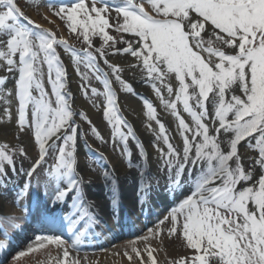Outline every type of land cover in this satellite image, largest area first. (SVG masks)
I'll return each instance as SVG.
<instances>
[{"label": "snow or ice", "instance_id": "1", "mask_svg": "<svg viewBox=\"0 0 264 264\" xmlns=\"http://www.w3.org/2000/svg\"><path fill=\"white\" fill-rule=\"evenodd\" d=\"M147 3L151 11L145 10L142 0H47L54 15L67 21V29L82 37L85 47L78 50L66 38L35 24L18 0H0V69L16 77L8 90V76L0 75L4 86L0 95L11 97L16 107L15 113L4 108L3 116L14 121L18 132L29 135L32 147L38 149L24 170L22 165L17 168L16 158H28V146L0 145V236L4 237L0 249L10 253L18 231L9 230L21 228L20 217L8 211L10 204L20 207L25 219L37 211L46 222L66 225L70 233V239L37 235L26 251L11 255L3 264H19L21 258L49 244L62 251L56 264H80L69 249L79 251L96 226V206L88 196L92 180L79 169L81 122L102 143L108 141L88 113L74 107L61 47L69 55L85 99L93 103V98L103 97L94 107L102 110L111 126V142L125 158L126 168L139 170L143 194L159 183V172L176 186L191 181L182 201L158 221L163 228L149 229V234L129 241L123 253L129 264H157L152 244L165 228L166 235L180 240L187 250L169 264H264V0ZM113 19L115 23H110ZM110 27L135 37V44L121 40L127 46L115 47L117 38L107 31ZM97 36L102 40L98 47L93 42ZM110 56H130L127 68L140 70L145 86L177 121L180 147L172 142L157 107L141 97L145 127L154 134L157 175L148 169L144 144L121 114L113 85L121 92L139 93L125 77L126 67ZM93 78L103 91L91 85ZM130 141L136 143L135 158ZM100 157L104 159L102 153ZM49 160L53 163L45 169ZM21 171L26 181L14 184ZM103 179L115 184L111 195L116 199L115 169L106 164ZM23 198H29L28 205Z\"/></svg>", "mask_w": 264, "mask_h": 264}, {"label": "bare ground", "instance_id": "2", "mask_svg": "<svg viewBox=\"0 0 264 264\" xmlns=\"http://www.w3.org/2000/svg\"><path fill=\"white\" fill-rule=\"evenodd\" d=\"M114 60L126 64L125 75L126 78H128L129 80L132 81L137 78H142L139 69L131 70L127 68V65L130 62H132L131 57L115 56ZM63 61L67 69L71 71V67L68 63V59L65 56L63 58ZM0 72H4V71L0 69ZM133 86L136 88L137 92L139 93V96L129 93H126L124 95L123 92H121L120 90L118 91L120 110L123 111V109L125 108L124 109L125 112H123V115L129 121V123L132 124L135 133L144 134L143 144L146 146V150L149 157L148 169L150 170L152 175H156L159 166L157 163V159H158L157 153L155 151V148L153 147V144L155 143V139H154V134L147 131L145 127L146 116H145V109L141 100L142 97V95L140 94L142 91L141 89H143L148 94L149 99L153 102L154 106L157 107L158 115L160 118H162L163 122L165 123L169 135L172 137V142L176 146L180 147L182 145V140L179 136V132L177 129V121L175 117H173L170 112H167L163 109L162 105L160 104V101L155 97L152 90L149 89L148 86L145 85L139 86L136 85V83H133ZM12 88L13 87L10 86L8 90H12ZM165 95L167 94L165 93ZM0 102H1L0 140L3 141L4 143H9V144H13V143H19L21 145L24 144L28 146V148H31L32 141L30 140L29 135L18 132L14 121H9L6 116H3L2 110L4 108L11 107L12 111L15 108V104L12 101L11 97L0 95ZM98 103H101V101L100 102L98 101ZM182 114L184 115L186 121L191 123V118L188 117L187 114L185 113ZM92 115H93V119L96 122H100V125L104 133L105 132L108 133L109 130L104 128L103 125L104 123H101L102 118H104L102 110H99L97 111V113H94ZM135 117H138L140 120L143 119L145 122L139 124V122L135 119ZM151 123L153 124V127H156L154 121ZM89 145H91V142L87 138V134H85L84 128L80 127L79 138H78V149H77L79 154L78 155L79 169L83 175H85L86 177H91L92 183L88 187V196L89 199L93 201L96 206L95 207L96 226L93 228V234L90 235L83 242L82 245H87V244L94 245L93 254H98L97 256H103L105 258V264H126L127 261L124 260L123 258H120L121 253L117 250L126 249L129 241H132L141 235L149 234L148 230L155 229L156 227L150 225L147 227V229H145L137 236L127 237L121 239L120 240L121 242L118 241L114 245L106 246L107 244L110 243L112 236L117 234L121 229H127V228L137 229L141 227L143 224L153 221L156 213L158 212L160 213V209H163V207L166 206L167 201L171 199V197L168 198L171 194H173L170 191H173L174 188H178V194L180 196L185 195L188 193L191 187V181L189 180L187 183L181 184L180 186L169 184V186L167 187L169 183L168 180H159V183L158 184L154 183L152 190L147 195H145V197H143V194L141 195L143 185L140 184V180L139 181L136 180L137 177L139 178L140 176L139 170L136 167H133L132 169H127L126 160L125 158L120 156L118 151L117 154H113L110 148L97 149L100 153L103 154L104 157V159L102 160V162L104 163L103 167H93L95 171L92 170L93 168L90 169L87 168L83 158L82 151L84 153L85 148L88 147ZM161 146L163 147L162 142H161ZM241 151H243V148H241ZM133 156L135 158L138 155L137 153L133 152ZM138 162L139 161L134 159V163H138ZM106 164L110 168L115 169L116 175L119 177V186L121 188L126 189L125 190L126 198H124V196L122 195L119 198L120 200H123L122 201L123 203L130 204L132 206L133 211L128 212V215H124L123 213L118 214L119 212L116 213L113 211L117 208L112 206L114 199L112 198L111 195V192L115 191V184L108 185L103 179V168ZM145 167H147V165H145ZM27 169L28 168H25L24 170ZM23 179L24 177L14 176L13 183L22 184L24 182ZM12 195H15V193H12ZM23 204L28 205L29 198L28 199L23 198ZM8 211L9 213L14 214L16 216H18L20 213L19 208H16L11 204L8 206ZM32 215H34V217L28 216L27 219H25L23 216L21 221L17 220V223L21 225V228L19 229L18 235L16 236L15 239L26 238L29 230L31 231V229H34L35 226L39 227L40 224L45 222L43 216L40 215L39 212L36 211V213ZM59 226L62 228V232L64 236L70 238V233L67 232L66 225L64 226L59 225ZM12 231H17V230L14 229L9 230L10 233ZM36 236L37 235L33 236L32 241H34V238ZM0 239H4V238L0 237ZM152 246L157 249L156 253H154L157 257H160L161 255L164 254V250L162 249V247L164 246V242L155 239L153 241ZM27 247L28 245L25 248L26 250ZM54 247L57 246L49 244L46 245V247L44 248L35 250L34 252L45 251V252H51L52 254L56 255L58 253V249H54ZM5 252H7L6 249H0V258H2V256L5 255Z\"/></svg>", "mask_w": 264, "mask_h": 264}, {"label": "rangeland", "instance_id": "3", "mask_svg": "<svg viewBox=\"0 0 264 264\" xmlns=\"http://www.w3.org/2000/svg\"><path fill=\"white\" fill-rule=\"evenodd\" d=\"M111 2V0H110ZM119 2V0H117ZM142 2L145 4V10L146 11H151L150 5L147 3V0H142ZM19 6L21 7L22 11H24L25 15H27L35 24H39L42 29H46L49 32H53L57 35V37H64L68 40L69 44H71L73 47L76 49H81L85 47L82 41V37H78L76 35H73L68 29H67V21L66 20H61L59 17L55 16L53 13V10L47 6V0H18ZM113 18H115L116 14L115 12L112 13ZM110 23H115V20L113 19L110 21ZM110 35L114 36L117 38V43L116 46H127L125 43L120 42L121 40L124 41H131L132 43L135 41V37H132L130 34H123L115 31L114 27H110L107 29ZM207 40L208 37H205ZM214 39V38H213ZM93 42L96 47H98L101 43L102 40L100 37H93ZM111 49H108L110 51ZM58 51L63 52V48H59ZM64 56L69 55L66 53ZM69 63L72 66V71L71 74L69 75V78L72 80V82L69 81V88L72 90L73 95H74V100L75 104L74 107L77 108L80 111H84L88 113L90 119L93 121V123L96 125L97 130L100 132L101 136L104 138L105 141H108L107 144L102 143L99 139L96 138V136L92 133L91 128L87 123L81 122L82 127L84 128L85 134H87V138L91 142V146H93L96 149H102V148H110L111 152L113 154H117V151L114 150V145L112 144V128L111 126L107 123V121L102 118V122L104 123V128L108 129L109 132H105L102 130V127L100 125V122H96L93 119L94 113H97L99 111L96 107H94V103H98V101L102 102L103 97L100 98H93V103H90L89 100L85 99V97L82 95L80 92L78 85L81 83L79 80V77L76 76V73L74 71V66L72 65V62L70 58H68ZM102 64V62H101ZM103 65V64H102ZM103 67L106 69V66L103 65ZM83 70V69H82ZM91 85L93 87H97L99 90L103 91V85L99 82L96 81L95 78H93L90 81ZM116 85V84H114ZM118 88L119 86L116 85ZM45 87L48 88L49 93L51 92L50 85L47 84V78L45 77ZM149 89H151L149 87ZM118 92V90H116ZM16 111V109H15ZM122 114V112H121ZM123 115V114H122ZM78 119V118H77ZM129 122V121H128ZM139 124L144 123L145 121H138ZM1 124V123H0ZM132 125V124H131ZM137 140H140L143 143V138L144 134L143 133H136ZM7 143H2L0 142V145H5ZM9 147H15L19 148L15 145L7 144ZM134 145V147H133ZM22 146V145H21ZM129 147L133 150V152L137 153L138 155V150L136 149V143L135 141H130ZM145 149L146 146L144 145ZM30 149V150H29ZM147 151V150H146ZM38 152V149L33 148H28V158H25L21 161L19 157L16 158V165H26L29 167L32 163V159L36 157ZM84 161L86 163V167L89 168V165H92L93 167H102L98 161H96L95 157L89 155L88 153H82ZM53 163V160H49V164L45 165V169L49 167ZM156 168V167H155ZM90 169V168H89ZM159 174H162L159 172ZM44 177H40L41 180H43ZM160 178V176H159ZM35 182V181H34ZM170 212L169 209H165L160 215L156 218L155 222L153 225L156 228H163V225H159L158 221L163 219L166 215ZM167 216V215H166ZM45 230V229H44ZM37 231H35L36 233ZM48 232V230L46 231ZM45 232V233H46ZM167 229L165 228L164 231L160 234L159 238L157 240L164 242V246L162 249L164 250V254L161 255L160 257H157V264H169V261L177 256V255H182L184 254L185 251H187L183 246L182 242L180 240H177L175 237H169L166 235ZM33 233V232H31ZM56 234V233H55ZM32 237H29L25 239L23 242H19L17 245H20L22 247H18L15 251L11 252V255H15L19 251H26V245L28 244L26 240L31 239ZM118 242V241H117ZM121 242V241H119ZM23 243V245H22ZM116 243V242H115ZM115 243L111 244L114 245ZM54 249H58L57 247H54ZM126 249H121L117 250L121 253V257L124 260H126V264H128V260L126 257L123 256V253ZM73 257H76L80 264H105V258L103 256H97L98 254H93V251L91 248H80L79 251H76L75 249H69ZM55 253V252H54ZM59 253V254H58ZM58 253L56 255L52 254L51 252H45V251H37V252H32L21 258L19 261V264H56L57 258L62 256V251L58 249ZM41 254V255H40ZM9 255L7 259H10ZM51 255V256H50ZM48 257V258H46ZM6 260V259H5Z\"/></svg>", "mask_w": 264, "mask_h": 264}]
</instances>
